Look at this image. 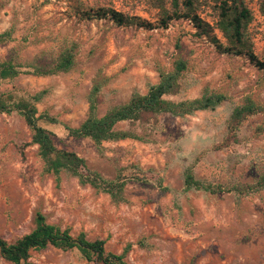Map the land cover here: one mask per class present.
<instances>
[{
  "label": "rangeland",
  "instance_id": "rangeland-1",
  "mask_svg": "<svg viewBox=\"0 0 264 264\" xmlns=\"http://www.w3.org/2000/svg\"><path fill=\"white\" fill-rule=\"evenodd\" d=\"M200 1L199 17L214 27L212 3ZM260 0H245L252 13L248 34L255 55L264 60V17ZM168 4L169 0H163ZM110 8L155 24L154 0H0V64L22 66L37 55L56 58L74 47L73 67L51 76L20 74L0 80V96L31 99L37 114L54 117L40 126L54 135L58 149L85 160L105 180L124 179V201L81 185L66 172L44 170L31 130L16 111L0 113V237L12 243L35 227L41 213L49 224L102 239L105 250L120 254L128 248L127 264H264V187L238 194L185 189L184 171L223 188L255 183L264 169V113L249 116L229 140L232 111L248 100L264 105V72L245 57L220 54L197 35L188 20L172 21L166 29L116 26L106 19H86L90 9ZM213 33L222 41L220 33ZM177 59L187 68L176 94L179 102L204 93L226 97L212 110L184 117L161 114L146 122H119L118 131L138 139L103 142L69 137L64 125L78 127L88 113L95 86L97 115L145 94L169 72ZM226 139L230 142L226 144ZM226 144V145H225ZM35 264L88 263L76 250L53 247L30 251ZM0 264H10L0 257Z\"/></svg>",
  "mask_w": 264,
  "mask_h": 264
},
{
  "label": "trees",
  "instance_id": "trees-1",
  "mask_svg": "<svg viewBox=\"0 0 264 264\" xmlns=\"http://www.w3.org/2000/svg\"><path fill=\"white\" fill-rule=\"evenodd\" d=\"M208 1L212 3L215 10L214 27L205 23L197 14L200 6L199 0H169L168 4L163 0H154V6L158 10V20L155 24L103 7L96 10L90 9L83 15L86 19H106L116 26L145 30L166 29L172 21L188 20L196 29L197 35L205 37L218 53L245 57L254 67L264 72V60L255 55L252 40L247 32L252 21V13L245 5V0ZM259 12L264 17V0L259 1ZM214 29L220 33L222 41L213 33ZM10 36V31L0 33V43L7 41ZM74 60L75 53L72 46L64 49L56 58H51L45 53L37 55L25 65L26 70H22V66L10 59L0 64V80H11L20 74L43 77L66 73L73 67ZM186 68V63L177 59L171 71L159 72L158 82L151 86L145 94L134 93L126 103L110 108L101 116L96 113L99 88L95 86L88 96L89 105L86 118L78 127L64 125V129L69 137L88 138L99 146L103 142L138 139L132 131L115 130L119 122L142 123L146 122L149 117L161 114L184 117L197 111L212 110L225 101L226 97L217 93H204L199 98L179 102L165 99V96L178 92L179 79ZM37 100L38 96L28 100L15 98L11 94H3L0 96V113L9 114L16 111L23 117L31 130V143L38 148V155L44 163L45 172L54 176L66 172L76 177L81 185H87L97 192L109 195L115 203L123 202L126 185L124 179L105 180L98 173L87 169L84 159L73 152L61 150L55 146L54 135L40 126L38 122L44 120L57 124L58 121L47 114H37L34 104ZM259 113H264V105L255 104L250 100L236 107L228 122L229 140L236 139V131L244 120ZM229 140L226 139V144L230 142ZM184 187L187 190H203L210 194L231 191L238 194L250 193L264 187V169L259 179L253 184L223 188L220 185L206 184L197 180L191 168H187L184 171ZM47 247L62 251L76 249L88 263L127 264L124 258L128 248L120 254L107 252L104 240H88L84 232L74 237L69 229H60L58 226L49 224L41 213L35 215V227L30 233L12 243L0 237V257L10 264H35L28 260L30 251L43 250Z\"/></svg>",
  "mask_w": 264,
  "mask_h": 264
}]
</instances>
